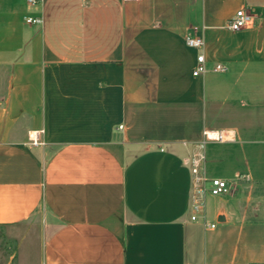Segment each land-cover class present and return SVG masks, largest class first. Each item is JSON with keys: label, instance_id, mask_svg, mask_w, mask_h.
<instances>
[{"label": "crops", "instance_id": "1", "mask_svg": "<svg viewBox=\"0 0 264 264\" xmlns=\"http://www.w3.org/2000/svg\"><path fill=\"white\" fill-rule=\"evenodd\" d=\"M196 152L230 189L192 221ZM29 221L39 264H264V0H0V227Z\"/></svg>", "mask_w": 264, "mask_h": 264}, {"label": "built area", "instance_id": "2", "mask_svg": "<svg viewBox=\"0 0 264 264\" xmlns=\"http://www.w3.org/2000/svg\"><path fill=\"white\" fill-rule=\"evenodd\" d=\"M38 0H28L30 5L37 4ZM25 21L29 24H40L42 19L40 17H26ZM254 24V16L244 10H238L233 17L228 21L227 28L231 31H240L244 28L250 27ZM188 48L201 50L203 47V38L201 36H186L184 40ZM226 66L223 64H216L212 67L214 72L226 71ZM206 72L205 59L202 53L198 54L195 59V67L192 71L194 77ZM41 131H34L29 137L31 145H41L43 141L40 139ZM216 140H222V135L218 134ZM191 173V193L190 202L192 215L190 219L195 221L197 213L202 209L204 197L206 194L212 196H223L229 192V183L226 180L219 178L207 179L202 172L203 155L201 152L194 153L188 160Z\"/></svg>", "mask_w": 264, "mask_h": 264}, {"label": "rangeland", "instance_id": "3", "mask_svg": "<svg viewBox=\"0 0 264 264\" xmlns=\"http://www.w3.org/2000/svg\"><path fill=\"white\" fill-rule=\"evenodd\" d=\"M37 236L38 226L32 221L0 227V264H39Z\"/></svg>", "mask_w": 264, "mask_h": 264}]
</instances>
